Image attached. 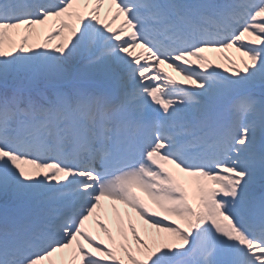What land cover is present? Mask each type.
<instances>
[{"label": "snow or ice", "instance_id": "6c2138e0", "mask_svg": "<svg viewBox=\"0 0 264 264\" xmlns=\"http://www.w3.org/2000/svg\"><path fill=\"white\" fill-rule=\"evenodd\" d=\"M0 264H264V0H0Z\"/></svg>", "mask_w": 264, "mask_h": 264}, {"label": "rangeland", "instance_id": "374dc122", "mask_svg": "<svg viewBox=\"0 0 264 264\" xmlns=\"http://www.w3.org/2000/svg\"><path fill=\"white\" fill-rule=\"evenodd\" d=\"M233 49L234 50L229 49L225 52H216V51L206 52L204 55H206L212 63V68H210L209 71H211L214 68L216 71L220 72L223 75H230V72L224 73L225 68L231 67L229 65L228 61L224 59V57L225 56L231 57L232 59H234L237 62V64L240 63L241 59H246V58H242L241 54L239 52H237L235 50V48H233ZM216 65H220V67L217 68ZM164 66L167 68L166 65H164ZM180 77H182V76H180ZM179 178L184 180V181H187V179H188V178L180 177V176H179ZM186 186L188 187L189 192L191 193V191H192L191 185L186 183ZM108 219H112L111 213H109Z\"/></svg>", "mask_w": 264, "mask_h": 264}, {"label": "bare ground", "instance_id": "6f19581e", "mask_svg": "<svg viewBox=\"0 0 264 264\" xmlns=\"http://www.w3.org/2000/svg\"><path fill=\"white\" fill-rule=\"evenodd\" d=\"M105 13H107V7L105 8ZM231 50H234V49H231ZM139 51H141L140 49H138L137 50V52H139ZM161 67H163L164 68V71L166 72V73H168V74H170V75H172L173 77H175L177 80H183V78L182 77H180L178 74H176L171 68H166L164 65H162ZM180 79H179V78ZM185 84H187V82H185ZM120 208H121V211H122V213H123V211H124V207L121 205V206H119ZM109 213H111V212H109ZM101 218L103 219V216H101ZM104 222L106 223V224H108V226L110 227V228H112L113 229V231H115V223H114V221H113V219H107V220H104ZM178 223H179V221H178ZM93 232L94 233H98V229H96L94 226H93ZM99 235L101 236V237H103V233H99Z\"/></svg>", "mask_w": 264, "mask_h": 264}]
</instances>
